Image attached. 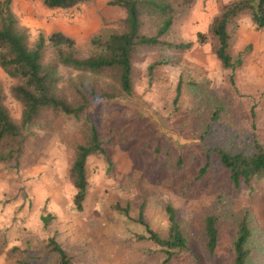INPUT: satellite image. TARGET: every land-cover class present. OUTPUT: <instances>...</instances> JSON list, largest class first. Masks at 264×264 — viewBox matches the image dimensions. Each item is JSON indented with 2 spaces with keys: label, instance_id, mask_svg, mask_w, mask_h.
I'll list each match as a JSON object with an SVG mask.
<instances>
[{
  "label": "rangeland",
  "instance_id": "rangeland-1",
  "mask_svg": "<svg viewBox=\"0 0 264 264\" xmlns=\"http://www.w3.org/2000/svg\"><path fill=\"white\" fill-rule=\"evenodd\" d=\"M110 1L51 11L38 0H12L33 40L40 32L62 31L76 40L80 57L92 53L94 34L120 29L125 12ZM230 1L197 0L192 11L177 21L166 41L195 42L191 50H139L133 99H102L91 106L90 113L83 114L81 122L47 114L45 120L50 123L33 130L15 159L0 163V264L24 263L25 255L9 253L13 247L28 251L27 264H56V257L46 255L49 249L44 240L51 238L72 257L73 264H231L235 231L225 214L231 209L251 211L258 252L262 253L257 260L264 264V180L252 190H243L231 203L226 199L221 203L215 182L207 181L192 190L183 189L181 182L175 185L165 160L170 154L175 156L172 140L185 141L179 134L188 137L192 132L184 123L190 108L215 99L226 109L223 127L213 128L216 144L236 151H249L255 141L264 147V31L257 30L248 17L240 22L233 52H244L246 61L237 72L236 90L228 85L212 44L196 42L198 33H206L214 16ZM161 61L164 64H157L150 78V66ZM181 76L206 85V89L199 95L190 92L188 108L177 112L175 88ZM0 79L5 104L14 119L21 121L23 108L10 94L14 81L1 67ZM87 116L97 126L104 153L88 157L91 189L85 210L79 213L73 208L76 191L69 170L74 145L89 144L88 127L82 125ZM117 205L128 207L129 215ZM169 205L177 212L190 251L165 263L164 249L148 240L139 217L144 207L146 222L167 238ZM47 214L53 219L45 227L41 217ZM212 214L221 216L214 258L208 255L204 240V221Z\"/></svg>",
  "mask_w": 264,
  "mask_h": 264
},
{
  "label": "trees",
  "instance_id": "trees-1",
  "mask_svg": "<svg viewBox=\"0 0 264 264\" xmlns=\"http://www.w3.org/2000/svg\"><path fill=\"white\" fill-rule=\"evenodd\" d=\"M47 10H72L89 5L96 0H38ZM197 0H111L110 5L124 10L125 18L120 29H102L91 38L92 53L80 57L76 40L62 31L50 34L40 32L33 40L30 29L15 13L12 0H0V67L14 81L10 94L23 108L22 119L17 121L8 110L6 95L0 79V163L15 159L33 130H42L47 114L56 118H70L82 121L90 113L91 106L102 99L125 100L135 97L134 62L141 48L171 47L178 51H189L195 42L167 43L177 21L186 17ZM249 18L259 31H264V0H231L217 13L206 33H198L197 43L212 44L213 52L221 62L227 83L234 90L237 72L246 61L244 52L235 54V44L240 22ZM157 64L150 66V78ZM206 85L186 81L182 76L175 88V111L187 107L190 94H202ZM192 106L185 116V122L192 130L184 140L175 142V149L166 167L174 174L175 185L182 183L186 190H192L205 182H215L218 200L231 203L243 190L264 180V147L254 142L249 151H236L218 145L214 141L213 128H222L225 104L219 99L205 101ZM52 112V113H47ZM93 111L92 113H95ZM83 126L88 127V145L75 144V156L69 176L76 191L73 208L81 213L85 210L91 184L88 173V157L93 153H104L97 126L87 116ZM218 131V130H216ZM188 138L190 141H187ZM172 153L171 151H169ZM182 189V188H181ZM117 208L129 215V208ZM170 229L164 238L146 222L144 207L139 222L148 233V240L161 246L171 261L176 255L190 251L182 224L176 210L169 205ZM232 221L235 237L232 243L231 264H259L258 244L251 225V211L225 212ZM220 215L212 214L204 221V240L208 255L214 258L220 232ZM45 227L53 219L50 214L41 217ZM140 239H145L143 236ZM49 249L45 254L56 264H73L72 257L54 239L44 240ZM4 243L3 246H5ZM20 252L29 259L28 251L13 247L10 254ZM3 251L0 250V256ZM9 254V255H10ZM42 262V260H40ZM22 264V263H21ZM49 264V263H48Z\"/></svg>",
  "mask_w": 264,
  "mask_h": 264
}]
</instances>
